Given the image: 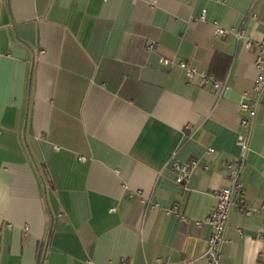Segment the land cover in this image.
<instances>
[{"label":"crops","instance_id":"crops-1","mask_svg":"<svg viewBox=\"0 0 264 264\" xmlns=\"http://www.w3.org/2000/svg\"><path fill=\"white\" fill-rule=\"evenodd\" d=\"M262 39L264 0H0V264H205ZM240 179L259 208L264 91ZM227 237L225 264H264L262 215Z\"/></svg>","mask_w":264,"mask_h":264},{"label":"built area","instance_id":"built-area-1","mask_svg":"<svg viewBox=\"0 0 264 264\" xmlns=\"http://www.w3.org/2000/svg\"><path fill=\"white\" fill-rule=\"evenodd\" d=\"M206 11H203L204 18ZM215 33L224 36L229 31L220 27L218 23H214ZM239 40L244 38L242 30L233 32ZM156 43L150 42L147 46L148 51L155 49ZM256 47L257 55L254 62L256 76L253 83V95H242L240 101V109L246 115L241 118V125L244 128V133L238 134L237 145L239 153L237 157L226 163L228 176V185L221 187L214 192L216 204L212 212L205 219L204 223L210 226L211 233L207 239V249L203 256L205 264H225L222 260V247L228 242L227 232L230 225V219L234 211L245 216L262 215L264 218V203L259 208L251 207L243 198L244 185L241 182V173L246 163L247 154L250 149V137L257 115V109L261 101L264 91V39L257 42L247 40L246 47ZM160 63L165 66L172 64V61L165 57L160 58ZM185 73V76L192 80L198 78L200 85L210 86L221 95L227 89L226 79L220 80L208 71H201L197 67L188 64L185 61H180L177 64ZM213 150L210 149V152ZM172 168L175 172V179L178 184H185L191 175V171L196 166V161L179 162L172 159ZM169 214H177L176 209H167ZM203 221H196V225H202ZM127 264V263H125Z\"/></svg>","mask_w":264,"mask_h":264},{"label":"trees","instance_id":"trees-1","mask_svg":"<svg viewBox=\"0 0 264 264\" xmlns=\"http://www.w3.org/2000/svg\"><path fill=\"white\" fill-rule=\"evenodd\" d=\"M211 73V72H210ZM212 74V73H211ZM214 75V74H213ZM216 78H218L216 75H214ZM221 80V79H220Z\"/></svg>","mask_w":264,"mask_h":264}]
</instances>
